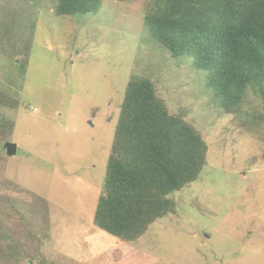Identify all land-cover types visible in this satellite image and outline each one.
<instances>
[{"label":"rangeland","instance_id":"1","mask_svg":"<svg viewBox=\"0 0 264 264\" xmlns=\"http://www.w3.org/2000/svg\"><path fill=\"white\" fill-rule=\"evenodd\" d=\"M59 1L0 0V98L17 103H0V124L13 122L0 136V227L22 246L0 264H264V98L249 87L229 110L214 101L201 71L151 40V0L57 16ZM133 76L201 132L208 162L171 195L175 213L128 243L94 214Z\"/></svg>","mask_w":264,"mask_h":264},{"label":"trees","instance_id":"2","mask_svg":"<svg viewBox=\"0 0 264 264\" xmlns=\"http://www.w3.org/2000/svg\"><path fill=\"white\" fill-rule=\"evenodd\" d=\"M100 6L99 0H60L55 13L85 15ZM144 21L151 40L172 60L188 59L203 73L205 87L225 109L237 106L249 87L264 98V0H151ZM26 40L17 48L26 55L24 66L31 53ZM0 103L17 106L1 98ZM12 128L10 120L0 124V136ZM207 154L201 132L170 112L154 83L131 77L94 224L120 241H138L157 220L175 213L171 195L199 178ZM21 247L0 227V257L18 260Z\"/></svg>","mask_w":264,"mask_h":264},{"label":"water","instance_id":"3","mask_svg":"<svg viewBox=\"0 0 264 264\" xmlns=\"http://www.w3.org/2000/svg\"><path fill=\"white\" fill-rule=\"evenodd\" d=\"M7 151L9 155H14L16 154V145L15 144H8L7 146Z\"/></svg>","mask_w":264,"mask_h":264}]
</instances>
